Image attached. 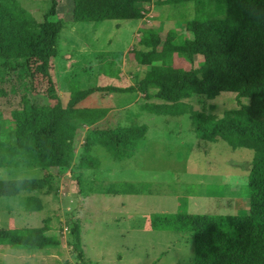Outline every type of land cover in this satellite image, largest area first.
Returning a JSON list of instances; mask_svg holds the SVG:
<instances>
[{
	"label": "rangeland",
	"instance_id": "obj_1",
	"mask_svg": "<svg viewBox=\"0 0 264 264\" xmlns=\"http://www.w3.org/2000/svg\"><path fill=\"white\" fill-rule=\"evenodd\" d=\"M15 1L36 21L42 19L49 6V0ZM70 1L59 0L58 4L63 25L58 37V54L51 61L52 83L37 74L32 79L34 89L25 92L23 83L18 82L15 87V82L7 80L0 67V141L14 140L13 110L30 102L47 106L55 101L48 91L51 84L64 105L73 83L81 90L130 83L136 86L146 68L136 63L132 53L133 49L142 48L138 43L142 30L154 27L163 40L170 28L184 31L181 19L195 13V6L190 3L187 8H181L185 17L180 18L178 10L158 4L159 0H150L146 5L148 11L139 20L73 22ZM103 52H117L116 56L103 55L114 60L113 75L106 74L112 70H101L99 58ZM200 60L196 55L193 66L197 67ZM174 65L192 66L177 54ZM149 93L150 98L146 99L143 94L132 102L136 91L95 90L83 99L78 106L84 109L99 105L102 109L115 110L105 118L101 116V121L93 125L84 120L95 118L89 111L82 115L73 109L69 113L76 130L73 159L65 170L54 166L0 167V180L50 177V192L39 194L43 203L40 210L24 211L15 199L0 197V230L42 227L46 234L59 240L58 244L42 249H12L0 245V264H190L194 253L193 234L151 229L148 227L150 215L238 214L248 209L247 177L253 150L232 148L222 139L208 141L196 137L188 113L169 116L139 111L140 103L158 100L154 91ZM188 100L194 110L218 117L233 115L239 110L234 92L210 89L203 96L192 95ZM242 101L249 102L245 98ZM118 122L146 126L135 153L116 160L97 145L89 153L99 164L79 167L86 133L92 128H111ZM121 182H131L132 190L121 192L124 186ZM108 188L113 192L107 193ZM75 223L78 229L72 231Z\"/></svg>",
	"mask_w": 264,
	"mask_h": 264
},
{
	"label": "trees",
	"instance_id": "obj_2",
	"mask_svg": "<svg viewBox=\"0 0 264 264\" xmlns=\"http://www.w3.org/2000/svg\"><path fill=\"white\" fill-rule=\"evenodd\" d=\"M150 0H71L69 13L73 22H97L106 19H142ZM179 11L192 3L195 13L182 20L184 31L170 28L163 40L154 27L142 30L140 49H133L136 63L146 66L137 85H115L81 90L76 83L66 105L49 87L55 101L47 106L26 103L11 115L15 120L14 140L0 141V167H58L65 170L73 159L76 126L68 115L73 109L95 118H84L94 124L105 114L100 107H79L95 91L128 93L139 91L157 101L140 103L139 111L156 115H190L196 137L215 141L222 139L232 148L253 150L247 177L249 206L238 214L155 213L149 216V228L193 234V261L190 264H264V0H159ZM59 0H49L40 21H36L15 0H0V67L6 79L23 83L31 92L32 79L39 74L52 83L51 61L58 54V37L63 19L58 16ZM103 52L101 70L114 74V60ZM185 58L192 66L174 65V55ZM104 55V56H103ZM201 60L194 67V57ZM210 89L236 93L237 113L218 117L204 110H194L192 95L203 96ZM24 101H27L23 96ZM248 100V104L242 99ZM97 114V115H95ZM146 131L144 124L119 122L111 128H92L85 135L79 167H96L92 147L102 146L116 160L131 157ZM49 176L20 177L0 180V197L15 199L24 211L40 210L39 194L49 193ZM120 184V183H119ZM121 190H132L131 182H121ZM92 191V189L88 188ZM113 192L112 189H106ZM85 194V191H81ZM88 192V191H87ZM72 231L78 229L75 223ZM42 227H4L0 245L15 249H42L59 240ZM78 239V237H77Z\"/></svg>",
	"mask_w": 264,
	"mask_h": 264
},
{
	"label": "crops",
	"instance_id": "obj_3",
	"mask_svg": "<svg viewBox=\"0 0 264 264\" xmlns=\"http://www.w3.org/2000/svg\"><path fill=\"white\" fill-rule=\"evenodd\" d=\"M127 20H128V19H127ZM135 20H137V19H135ZM129 85H133V84L130 83ZM115 86H120V85L117 84V85H115ZM120 87H127V86H120ZM120 93H124V92H120ZM136 94H137V95H135V97L133 98L132 102L137 101V100L139 99V96H140V95H143V93H141V92H139V91H136ZM81 106H82V105H81ZM98 106H99V105H98ZM99 107H100V106H99ZM104 107H105V106H104ZM103 109L106 110V111H105V114L103 115V116H104L103 118H105V115H106V114H109L112 110H115V108H108V107H105V108H103ZM103 118H102V119H103ZM99 121H101V119L98 120V121H96V122H99ZM96 122H95V123H96ZM96 124H97V123H96Z\"/></svg>",
	"mask_w": 264,
	"mask_h": 264
}]
</instances>
